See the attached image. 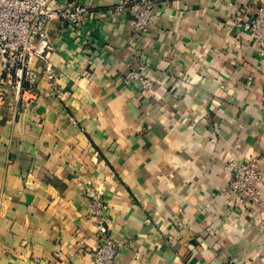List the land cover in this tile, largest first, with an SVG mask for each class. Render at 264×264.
I'll return each instance as SVG.
<instances>
[{
  "label": "crops",
  "instance_id": "0c3cea01",
  "mask_svg": "<svg viewBox=\"0 0 264 264\" xmlns=\"http://www.w3.org/2000/svg\"><path fill=\"white\" fill-rule=\"evenodd\" d=\"M75 1L85 22L47 24L65 100L36 60L37 94L0 105V264H93L97 190L114 264H264V185L249 206L223 191L227 159L264 156L253 0H154L142 33L117 0ZM141 65L147 95L122 80Z\"/></svg>",
  "mask_w": 264,
  "mask_h": 264
},
{
  "label": "built area",
  "instance_id": "2783aa9c",
  "mask_svg": "<svg viewBox=\"0 0 264 264\" xmlns=\"http://www.w3.org/2000/svg\"><path fill=\"white\" fill-rule=\"evenodd\" d=\"M252 14L242 20L260 53L264 52V0H253ZM154 0H117L116 13L129 12L132 15L133 31L142 33L152 23L151 9ZM250 12V13H251ZM91 16L88 5L75 0H0V105L8 96V86L13 89L17 104L25 94H37L36 67L40 61L44 74L49 79L50 93L54 98L65 100L58 84V73L51 61L55 44L47 33V24L52 19H63L71 28L85 22ZM125 84L143 91L147 95L154 85V79L143 65L129 66L123 73ZM177 88L179 81H170ZM264 154V153H263ZM226 184L223 191L234 201L247 206L261 202L260 192L264 185V156L246 157L242 161L227 159ZM101 191L93 192L90 209L97 216L96 232L98 241L93 249V264H114L122 242L110 235V225L103 219V198Z\"/></svg>",
  "mask_w": 264,
  "mask_h": 264
}]
</instances>
